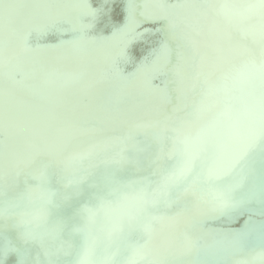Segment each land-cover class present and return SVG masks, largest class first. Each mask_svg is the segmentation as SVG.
I'll return each mask as SVG.
<instances>
[{
  "label": "water",
  "instance_id": "1",
  "mask_svg": "<svg viewBox=\"0 0 264 264\" xmlns=\"http://www.w3.org/2000/svg\"><path fill=\"white\" fill-rule=\"evenodd\" d=\"M8 1L0 0V6ZM134 1L146 4L149 0H101L94 5L88 3L82 12L78 8H83L80 6L84 0L72 3L37 0L50 14L52 5L57 4L61 13L76 10L79 17H89L91 26L86 35L101 47L107 37V52L113 51L118 37L129 36L126 43L114 48L108 63L101 67L99 77L90 83L97 90L99 87L108 90L107 94L98 92L95 97L104 101L105 106L110 104L115 113L103 123L106 136L102 140L114 143L123 155L116 162L109 161L102 166L91 161L69 162L65 155L67 163L63 160L62 165L72 171L74 177H68L70 179H62L54 162L45 159L43 164L49 171L44 168L32 185L40 187L39 196L27 195L20 202L21 207L41 210L25 212L15 204L1 206L0 246L10 254L8 256L16 257L15 264H132L122 257L123 251L131 246L121 240L130 239L140 245L135 243L140 242V238L112 223L105 230L111 232L110 242L105 238L97 239L99 242L92 247L80 240L70 242L67 231L78 230L82 222L76 221V217L56 216L51 209L75 208L76 203L81 202L86 205L82 213L92 211L104 217L100 205L106 203L117 209L118 222L140 226L142 222L134 219L132 212L134 200L144 199L145 192L130 191L131 183L141 181L158 191L169 182L174 185L175 194L188 200L196 198L192 217L198 218L186 223L185 232L180 231L184 238L198 245L188 264H197L200 256L206 259L205 264H218L217 257L226 254L220 264H264V0H154L159 9L140 14L131 9ZM107 11L113 12L107 15L111 22L99 23L98 16H104ZM60 18L56 25L41 28L38 25L32 36L36 41L25 46L35 51L39 45L57 39L62 25L67 23L63 16ZM166 22L172 36L168 35ZM35 29L36 26L34 32ZM189 35L197 45L196 50L188 43ZM122 47L121 56L112 55ZM30 64L34 72H44L48 80H60L56 71ZM18 76L26 85L37 88L38 84L25 70H19ZM139 79L141 83L136 81ZM41 86L47 88L45 83ZM204 92L208 93L207 98L202 95ZM155 99L162 105L154 104ZM53 106L59 111L65 107ZM134 111L145 116L146 122L155 111L168 112L173 120L158 125L151 135L129 129L125 139L120 140L119 132L113 128L126 126ZM98 115L96 119L104 118ZM75 116L81 121L87 119L77 113ZM52 127L63 128L62 122ZM43 134L50 136L48 132ZM6 138V133L0 129V162L11 158L18 169L31 174L32 169L21 158L2 153ZM22 140L13 136L11 145L22 147L25 142ZM167 142L170 143L167 145ZM37 151L45 157L47 144L39 142ZM90 151L95 158H104L95 146ZM250 154L260 159L244 163ZM187 158H191V163L189 173H184L183 161ZM242 163L244 171L250 174V182L243 183L238 175L227 172L231 166ZM154 169V177L148 181ZM98 170L108 176L106 191L97 189L102 181L87 177L89 174L96 177ZM125 176H128L126 187L120 182ZM18 178L14 175L12 188H21L22 180ZM64 188L71 194L65 193ZM84 188L92 189L91 194L83 192ZM242 191L247 194L243 195ZM116 192L134 200L117 206ZM173 192L167 196L171 198ZM46 206L51 209H45ZM178 206L185 204L181 200ZM146 211L151 214L150 208ZM34 219L45 226L46 232H38L31 224ZM53 227L61 228L62 233ZM82 235L86 236L87 232L83 231ZM16 237L23 239L18 242ZM107 242L111 246L109 251L104 248ZM221 245L229 251L219 248ZM172 251L176 256H184L177 245ZM199 252L202 255H198ZM139 255L145 256L141 250ZM0 260V264H9L11 259L6 260L5 254H0Z\"/></svg>",
  "mask_w": 264,
  "mask_h": 264
},
{
  "label": "bare ground",
  "instance_id": "2",
  "mask_svg": "<svg viewBox=\"0 0 264 264\" xmlns=\"http://www.w3.org/2000/svg\"><path fill=\"white\" fill-rule=\"evenodd\" d=\"M69 1L72 3L74 0ZM99 1L101 0H84L80 6L83 8H78V10L82 12L85 7H88V3L94 5ZM130 6L134 12L136 11L139 14L142 11L155 12L159 9L154 0H149L146 4L135 3L134 1ZM59 9L57 4H54L51 7L52 13H47L42 3H37V0H9L6 4L0 6V129L6 133L7 137L4 147L2 146V153L7 157L12 155L21 158L24 164H27L32 169V173L28 174L18 169L11 158L1 160L0 208L1 206L4 208L7 205L15 204L14 206L17 209L22 208L25 212L41 210L39 208L21 207L20 202L26 199L27 195L39 196L37 193L38 190H41L40 187L32 185L34 184L33 181L39 178V173L44 168L49 171L48 167L43 164L45 159L54 162V166L58 167V173L62 179H70L68 177H74L72 171L70 168H66L65 164L62 165L63 160L66 162L64 159L65 155L69 162L77 161L83 163L91 161L98 166L108 164L109 161L116 162L123 155L122 150L118 149L114 143L107 139L102 140L106 136L104 135L103 123L111 119L115 113L112 112L110 104L105 106L104 101H100L95 97H97L96 93L107 94L108 90L102 87L97 90L90 83L96 77H99L101 67L108 63V56L111 55L110 53L114 51V48L119 47V44L126 43L129 40V36L118 37L115 40L116 44L113 51L107 52L105 47V43H109L107 37H105V43L101 47L96 46L93 43V39L86 35L91 26L89 17H79L76 10L75 12L61 13ZM112 13V11H107V13L103 14L104 16H98L99 23L108 24V22H111L107 15L111 16ZM61 16L66 19L67 23L62 25L61 35L57 39L49 42L50 44L39 45L35 51L25 46L36 41L37 38L32 36L36 34L38 25H40V28L43 25H56L60 21ZM166 24L168 35H171L169 23L166 22ZM187 40L193 50H196L197 45L194 39L189 35ZM122 51L123 47L112 55L119 57ZM30 63H35L43 69H48V71H56L60 80H48L44 72H34ZM174 69V74H176V68ZM19 70L28 72L38 84L37 88H31L26 85L25 81L22 80L23 78L18 76ZM16 80H20L19 84L15 83ZM136 81H140V79ZM44 83L47 88L41 86ZM138 83H141V81ZM207 94L206 92L202 93L206 98L208 97ZM153 102L156 105H162L157 99ZM120 104L118 105L125 106V103ZM53 105H63L65 107L62 111H59ZM75 113L87 119L81 121L75 116ZM98 114L104 116V118L96 119L95 117L99 116ZM178 117H181V113H179ZM129 118L131 121L126 126L118 130L116 127L113 128V130L119 132L120 140L125 139L129 129L140 131L142 132L141 134L151 135L157 130L158 125L168 124L173 120L170 113L162 111L152 112L147 118V122L144 121L145 116H142L139 112L135 113V111ZM58 121L62 122L63 128L52 127ZM43 132L50 133V136L47 137ZM13 136H19L24 139L22 140L25 141L22 147L11 145ZM39 142L47 144V155L45 157L38 154L37 145ZM169 143L167 142V145ZM167 145L165 144L164 146L166 147ZM94 146L101 152L103 159L94 157L90 151ZM162 152L164 153L163 147ZM164 156L167 157L168 155L164 153ZM258 157L250 154L244 163L252 161L254 163V160L260 159ZM190 160L191 158H187L183 161V164L186 165H184V173H189ZM244 163L233 165L230 167L231 170H227L231 175L233 173V175H238L243 183L251 181L250 174L243 169L242 165ZM111 164L117 166V163ZM8 169L16 171L10 172ZM155 170L151 175H148V181L154 177ZM96 172V177L89 173L87 177L91 180L97 178V180L103 182L97 189L108 190L109 185L106 183L108 176L101 170ZM14 175L17 180L19 179L18 176L21 178V188H12ZM126 177L128 176L120 178V182L124 184V187H126ZM136 179L140 180L139 178ZM146 185L147 183H142L141 181H134L130 185L129 190L132 192H145L143 195L144 199L141 200H134L130 196L117 194L116 192L117 206H121L126 201L134 200L132 214L134 219L142 222L140 226H136L132 222H118L116 218L117 209L106 203H101L100 205L104 217L92 211H87L85 214L82 213L86 205L81 202L76 203L75 208L60 209L59 211L53 210L48 206L44 208L51 209V212L56 216L65 219L76 217V221L82 222L78 230L67 231L66 236L70 242L80 240L90 247L96 245L99 240L104 238L105 241L110 242L112 236L109 234L111 232L106 233L105 230L110 224L115 223L120 229L140 238V242H135L140 245H135L130 239L123 238L121 240L124 244H130L131 246L122 253L125 261H132V264H188L190 257L193 256L195 247L198 248V245L184 238L180 231L185 232L186 223L188 224L191 219L196 220L198 218V216L192 217L196 198L192 197L188 200L179 194H175V191L173 192V189H175L174 185L169 182L164 183L158 191L151 188L152 185L148 187ZM93 186L96 187V185ZM84 189L83 192L91 194L92 189ZM65 190V193L71 194L68 189ZM54 191L57 192V188ZM170 191L173 192L171 198L167 196ZM176 191L178 190L176 189ZM242 194L245 195L247 192L242 191ZM181 200L185 206H178ZM148 208L151 209V214L147 213L146 210ZM206 208L207 205L205 204L203 210L205 211ZM155 213L157 216H154L156 215ZM11 220L19 222L17 218H11ZM31 224L39 230L38 232H46L44 231L45 226L39 224L36 219L32 220ZM57 228L53 227L56 232L62 233V229ZM83 231L87 232L86 236L82 235ZM159 231H163V233L160 234ZM16 239L21 242L23 237H16ZM105 244V250H111L110 244L108 242ZM176 245L184 256L180 257L174 254L172 247L174 248ZM18 246L22 250L23 247L20 243ZM221 246L219 248L229 251L225 245ZM52 249L54 250L55 247ZM140 250L144 253V257L139 255ZM35 252L38 251L36 250ZM0 254H5L6 260L11 259L9 264H15L16 257L8 256L10 254H6L2 246H0ZM198 255L202 254L199 252ZM226 255L217 257V263L220 264L223 261L222 258L226 257ZM205 263L206 259L203 256L197 259V264Z\"/></svg>",
  "mask_w": 264,
  "mask_h": 264
}]
</instances>
